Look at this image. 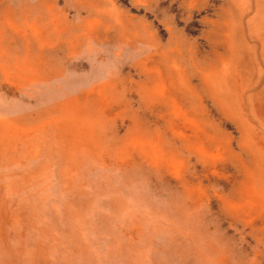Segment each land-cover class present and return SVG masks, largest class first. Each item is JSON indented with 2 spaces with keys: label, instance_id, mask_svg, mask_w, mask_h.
<instances>
[{
  "label": "rangeland",
  "instance_id": "374dc122",
  "mask_svg": "<svg viewBox=\"0 0 264 264\" xmlns=\"http://www.w3.org/2000/svg\"><path fill=\"white\" fill-rule=\"evenodd\" d=\"M0 264H264V0H0Z\"/></svg>",
  "mask_w": 264,
  "mask_h": 264
}]
</instances>
